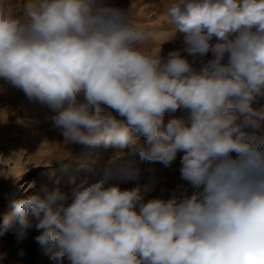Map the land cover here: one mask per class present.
<instances>
[{
	"label": "clouds",
	"instance_id": "clouds-1",
	"mask_svg": "<svg viewBox=\"0 0 264 264\" xmlns=\"http://www.w3.org/2000/svg\"><path fill=\"white\" fill-rule=\"evenodd\" d=\"M165 16L164 43L184 44L166 58L164 31L104 0H0V78L56 111L64 144L116 149L70 191L14 201L0 235L35 229L57 264H264V0H170ZM180 153L185 183L146 200L144 173Z\"/></svg>",
	"mask_w": 264,
	"mask_h": 264
},
{
	"label": "rangeland",
	"instance_id": "rangeland-1",
	"mask_svg": "<svg viewBox=\"0 0 264 264\" xmlns=\"http://www.w3.org/2000/svg\"><path fill=\"white\" fill-rule=\"evenodd\" d=\"M104 2L128 13L133 22L164 31L166 34L152 49L159 52L162 45L163 57L166 58L173 50L183 49L182 34L164 43L173 35L165 16L170 0H104ZM17 3H22V0H17ZM183 55L193 62L194 67H200L201 61H193L187 53ZM210 58L209 52L205 59ZM253 107L264 108V97H258ZM56 114V111L46 104L30 100L22 90L14 87L8 80L0 78V222L5 213L15 220L14 201L40 193L45 186L48 188L59 186L64 191H70L74 186L73 181L79 183L87 175L80 167L83 162L92 159L104 161L116 152L114 147H105L103 144H64L60 130L53 126L51 119ZM173 118L187 120L188 113L183 109L175 113H166L165 125ZM118 119L123 120L119 116ZM140 140L144 142L143 137H140ZM182 155L183 153H180L175 163L168 168L160 163H154L150 167L154 168L155 172L144 173L142 183L148 182L150 178L155 180L153 190L146 195V200L167 199L178 185L185 183L180 179L179 173ZM58 156L66 158L63 161L56 160ZM26 185V190L21 192L22 187ZM121 186L134 187L135 182ZM6 234L9 236L7 240H0V254L5 256L0 260V264H57V261L51 259V253L36 242L35 237L39 233L35 229L29 232L26 239L21 238L18 226ZM21 249L24 251L23 256L19 254ZM64 264L70 262L66 259Z\"/></svg>",
	"mask_w": 264,
	"mask_h": 264
},
{
	"label": "bare ground",
	"instance_id": "bare-ground-1",
	"mask_svg": "<svg viewBox=\"0 0 264 264\" xmlns=\"http://www.w3.org/2000/svg\"><path fill=\"white\" fill-rule=\"evenodd\" d=\"M23 185V184H22ZM26 187H27V185L25 186V187H22V190H21V192H24L25 190H26ZM24 195V194H23ZM7 211H9V210H7ZM9 236L6 234V233H4L1 237H0V240H7V238H8Z\"/></svg>",
	"mask_w": 264,
	"mask_h": 264
}]
</instances>
